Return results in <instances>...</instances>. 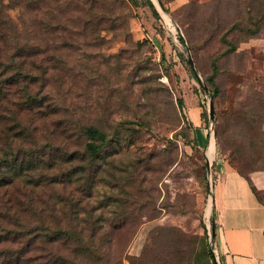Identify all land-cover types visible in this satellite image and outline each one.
Masks as SVG:
<instances>
[{"label": "rangeland", "instance_id": "rangeland-1", "mask_svg": "<svg viewBox=\"0 0 264 264\" xmlns=\"http://www.w3.org/2000/svg\"><path fill=\"white\" fill-rule=\"evenodd\" d=\"M4 10L0 154L54 144L62 158L34 170L32 183L5 175L13 183L0 198L13 208L0 223L14 232L0 231V264H16L21 254L20 264H58L56 254L67 264H194L212 228L209 193L220 156L244 171L264 167V0H5ZM19 67L45 76L47 87L36 90L50 105L28 107V81L11 79ZM88 126L105 132V158L92 161V186L63 183L86 165ZM79 197L78 219L106 225L98 235L107 239L93 244L101 259L70 239L16 236L19 225L45 218L74 223L70 207Z\"/></svg>", "mask_w": 264, "mask_h": 264}, {"label": "trees", "instance_id": "trees-1", "mask_svg": "<svg viewBox=\"0 0 264 264\" xmlns=\"http://www.w3.org/2000/svg\"><path fill=\"white\" fill-rule=\"evenodd\" d=\"M4 1L5 0H0V25H5L6 23H8V18L9 15L6 13V11L4 10ZM191 27V25H190ZM187 28V32L190 35L191 38V42L190 44L193 45L194 47V42L196 40L195 38V33L192 34V29L191 28ZM1 28V26H0ZM189 29V30H188ZM200 29V28H199ZM201 30V29H200ZM203 31V30H201ZM195 32V31H194ZM196 32H199V30H196ZM201 33V32H200ZM197 34V33H196ZM193 42V43H192ZM192 47V46H191ZM42 52V51H41ZM40 51L34 52L31 51V54L33 55H41ZM26 62L22 63L21 66L25 67ZM43 67V66H42ZM29 71H22V69H20V67L18 68L19 73L20 74H16L14 75V77H11L12 82L13 83H18V80H16V76H18L19 78H22L23 81L26 83V81H28V83L26 84V86L24 87L23 91L27 92V100L26 102L28 103V107H34V106H45V105H50L51 99H48L47 96V92L45 91V93L43 92L44 90L42 88H40V90H36V85L38 83V85L40 87H47V83H46V78L43 77V79H41L40 77H38V74H33V70L31 67H28ZM44 73L45 75L47 70L44 67ZM24 73V74H23ZM212 83H214L213 78L210 79ZM42 84V85H41ZM34 88V90H32L31 88ZM21 91V90H20ZM2 88L0 87V101L3 100L4 98V94H2ZM218 93V89H215L214 94L217 95ZM20 135H22L21 133L16 134L17 137H20ZM87 139L88 142H86V165L84 166H78L76 168H74L73 170L67 172L66 174H64V178L62 179L63 183H71V181H73L72 179L75 178V182L80 184V186H86V185H90L92 186V182H88V178L90 174H93L95 172V170H93L94 166H93V160H97L98 158H105L104 154H102L103 148H104V143L107 140V136L105 134L104 131L98 129L95 126H88L86 127L85 132H83V134ZM92 139L98 140V143L95 142H91ZM59 148L57 146H55L54 144H46V145H42V147H37V148H31L29 150L24 151L23 153H21V151H19L18 153L15 152L16 150L9 148L7 150H4L3 154H0V189L4 188L6 185L13 183L12 180H8L5 175H9L10 177H25L27 180L34 181L32 177V174H34L36 171L34 170H38V168L40 167H47L50 168L52 166L55 165V163L62 157H58L57 151H61L58 150ZM12 154H17L15 155V157L12 158ZM23 154V155H21ZM63 154H67V152L64 151ZM73 154V153H71ZM64 155V156H65ZM64 161L69 159V156L66 158H63ZM73 159V156L70 158V160ZM232 164V163H231ZM235 168L238 169V171L243 174L244 176H246L248 178V180L251 183V186L253 188V190L255 191V193L257 195H260V192L258 191V189L255 187V185L253 184V182L251 181L250 178V173L254 170H258V169H264V167H259V168H255L252 169L250 171H244L239 165H234L232 164ZM32 171V172H31ZM97 171V170H96ZM44 174V173H43ZM42 174V176H43ZM31 179V180H30ZM54 182H56V180H54ZM37 183V181H36ZM74 192H78L77 190H74ZM74 196V193H72ZM5 197V196H4ZM4 197L0 198V220L4 221L8 218V216L11 213V209L13 208V205L11 203H9L11 201V199L6 200L4 199ZM264 197V195H263ZM69 197L63 198L61 201L66 202L68 200ZM81 197H79L77 199V203L74 202V200L72 199V205L70 208L75 209L76 208V214H77V219L74 223H70L67 226H63L62 224H59L57 226H53L50 222H48L47 218H43L44 220H41L40 222H44V223H39V224H32L29 227H26L24 225H19V230H15L17 231L16 236L17 237H21V236H25V235H35V237L37 239H39L40 237H44L46 238L44 241L46 242H52V241H57L60 238H66V239H70L75 241L76 243H78V245H81V253L89 256L91 254H94L97 259H101L102 258V254L99 251V249H94L93 248V244L94 241L97 239L99 240L100 243L104 242L106 233L105 231L102 232L100 235H98L99 232H101V229L105 228V224L103 222H98L97 220H93L91 218L88 219H78V208L79 209H85L84 206H80L81 203ZM32 203V201H31ZM32 206H34V204L32 203ZM57 209L56 205H54V207H50L49 206V211L52 210L53 214L55 215V210ZM44 207L40 208V214L43 215L44 214ZM49 213V212H48ZM40 215V218H42ZM49 216L52 217V215L49 213ZM15 225H17V223H15ZM114 227L117 228L119 227L118 224H114ZM114 228V229H115ZM0 231L1 232H14L12 231V229H9L8 227L4 226L3 223H0ZM87 235V236H86ZM107 237V236H106ZM205 237H208V229L206 228V232H205ZM3 240L0 239V243ZM209 250V249H208ZM30 251V250H29ZM199 253V250H197L194 254V259L197 258ZM211 253V252H210ZM24 257V254H21L18 256V263L16 264H20V260ZM54 261L58 264H67V261L65 260V258L63 257L62 254H56ZM77 264V263H75Z\"/></svg>", "mask_w": 264, "mask_h": 264}, {"label": "crops", "instance_id": "crops-1", "mask_svg": "<svg viewBox=\"0 0 264 264\" xmlns=\"http://www.w3.org/2000/svg\"><path fill=\"white\" fill-rule=\"evenodd\" d=\"M201 122V118L194 119L199 128ZM199 130L197 135L203 140L206 132ZM250 178L260 195L246 176L220 156L212 220L221 264H264V169L252 171ZM209 237L208 234L194 264H215Z\"/></svg>", "mask_w": 264, "mask_h": 264}, {"label": "water", "instance_id": "water-1", "mask_svg": "<svg viewBox=\"0 0 264 264\" xmlns=\"http://www.w3.org/2000/svg\"><path fill=\"white\" fill-rule=\"evenodd\" d=\"M158 4L164 9V6L161 4L160 1H158ZM189 60H190V63L192 64L193 66V69L195 70V73H196V76L197 78L201 80V76L200 74L198 73L197 71V68H196V65H195V62L193 60V58L190 56L189 57ZM204 86V89L205 90H208V87L203 84ZM210 110H211V118L214 119L215 117V111H214V102L213 100H211L210 102ZM210 135H211V138H214V135H215V131H214V128L211 127V131H210ZM208 164L210 166V161L208 160ZM209 168V167H208ZM209 197H210V202H211V207H212V213H213V210H214V186L211 185L210 186V193H209ZM209 234L211 235L210 236V242L213 244V254L215 256V264H221L220 260H219V256H218V253H217V247H216V236H215V230H214V222L212 220V231H209Z\"/></svg>", "mask_w": 264, "mask_h": 264}, {"label": "bare ground", "instance_id": "bare-ground-1", "mask_svg": "<svg viewBox=\"0 0 264 264\" xmlns=\"http://www.w3.org/2000/svg\"><path fill=\"white\" fill-rule=\"evenodd\" d=\"M209 154H210L211 158L214 157V154H215V143H214V140H212V142H211L210 149H209ZM208 213L210 214L209 209H208Z\"/></svg>", "mask_w": 264, "mask_h": 264}, {"label": "built area", "instance_id": "built-area-1", "mask_svg": "<svg viewBox=\"0 0 264 264\" xmlns=\"http://www.w3.org/2000/svg\"><path fill=\"white\" fill-rule=\"evenodd\" d=\"M208 229V234H209V231H212V228L210 229L209 227L207 228ZM209 236H211L210 234H209ZM209 239H210V237H209ZM210 245H211V248L213 249V244L210 242Z\"/></svg>", "mask_w": 264, "mask_h": 264}]
</instances>
